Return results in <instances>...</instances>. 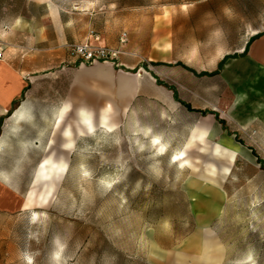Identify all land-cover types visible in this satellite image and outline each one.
I'll return each instance as SVG.
<instances>
[{"label":"rangeland","instance_id":"1","mask_svg":"<svg viewBox=\"0 0 264 264\" xmlns=\"http://www.w3.org/2000/svg\"><path fill=\"white\" fill-rule=\"evenodd\" d=\"M25 1L0 0V19L10 20L24 9L36 15L47 7L31 3L26 8ZM38 1L48 4L51 15L62 13L73 43L87 33L117 48L120 35L128 34L125 50L130 55L87 66L136 73L127 62L131 57L170 95L177 91L191 105L194 101L201 110L218 114L226 125L154 104L148 110L146 104L138 127L133 120L122 130H73V148L66 150V125L55 130L56 118L30 114L17 120L18 112L1 118L0 191L6 194L5 186L12 192L0 199V264H264V124L243 127L232 111L238 90L250 86H231L225 71L216 77L186 71L190 84L185 87L146 57L153 50L189 55L196 50L188 46L190 30L175 35L172 48L160 46V40L154 43L161 16H172L182 24L216 27L196 36L204 37L202 42L215 38L218 52L247 42L246 58L260 59L264 0ZM160 72L168 79L161 80ZM262 83L252 87L258 94H245L247 102L264 103ZM28 94L35 102L61 104L64 77L58 73ZM199 119L200 130H186ZM154 138L166 146L162 156L153 155ZM222 141L240 152L217 150ZM50 144L54 155L68 161L69 170L55 181L51 195L27 205ZM182 152L185 166L173 161Z\"/></svg>","mask_w":264,"mask_h":264},{"label":"crops","instance_id":"2","mask_svg":"<svg viewBox=\"0 0 264 264\" xmlns=\"http://www.w3.org/2000/svg\"><path fill=\"white\" fill-rule=\"evenodd\" d=\"M31 3L48 7L46 2L38 0H26L23 5L28 8ZM47 7L39 9L36 15L24 9L10 20L0 19V41L4 43L0 60V119L18 112L24 117L39 114V117L57 120L63 112L66 130H88L83 121L84 117L91 118L95 130H122L128 128L133 120L139 126L141 113H145L147 109L146 104L148 110L154 104L163 111L184 113L185 110L188 114L216 119V113L201 110L194 101L191 105L190 101L181 99L177 91L170 95L165 84L153 78L150 72L145 71L141 62L131 57L127 62L131 64V71L136 73H127L104 64L80 65L68 47L87 41V33L73 43L66 32L62 13L51 15ZM173 19L172 16H161L157 31L159 36H156L154 43L160 40V46L167 44L172 48L174 36L190 30L192 42L188 46H196V50L191 55L172 49H163L160 52L153 50L146 53L149 61L172 72L185 87L190 84V80L184 77L186 71L208 77H216L221 71H225L230 77L231 86H250L249 91L255 95L259 93L252 87L257 88L263 84L264 55L254 60L252 57L246 58L247 42L234 51L218 52L215 38L202 42L204 37L201 39L196 36L200 31H215L216 27L213 26L212 29L211 26L204 25L201 28L196 22L186 25L178 20L179 17ZM6 26L9 28L7 31L4 29ZM165 38L170 41H163ZM204 47L209 49H202ZM260 50H263L262 46L258 52ZM221 63L223 65L219 70ZM58 73L64 77V98L61 104L54 101L52 104H49L50 101L41 104L30 99V88L36 90L54 79ZM160 75L161 80L168 79L163 72ZM249 91L239 89V95L232 106L233 120L243 127L256 121L264 124V103L247 102L245 94L249 97ZM43 103L48 104L46 106ZM244 110L252 111L245 115L239 113ZM200 129V119L196 125L186 128Z\"/></svg>","mask_w":264,"mask_h":264},{"label":"bare ground","instance_id":"3","mask_svg":"<svg viewBox=\"0 0 264 264\" xmlns=\"http://www.w3.org/2000/svg\"><path fill=\"white\" fill-rule=\"evenodd\" d=\"M20 118H21V115H19V118H16V119L18 120ZM83 121L85 122L88 130H78V133L80 134H83L86 132L92 133L95 131V127L90 117H84ZM63 123H64V115L62 112L56 120L55 127L58 129L61 125H63ZM108 131H111V130H108ZM73 136H74L73 130H69V129L64 130V137H65L66 142L63 144V147L66 150H71L73 148ZM192 137H193L192 139H194L195 135H193ZM216 146H217V150L219 149L223 151L231 150L233 154L240 152L239 149L232 148L230 146L225 145L223 141L216 143ZM151 147L155 148V151L153 153V155L155 156H162L166 152V146L161 144L158 138H154L153 140H151ZM47 149H48L47 157L41 161V163L39 164L36 170V173L33 179V183L35 186L32 187L29 192L27 205L33 204L36 198L39 196H42L43 194L51 195L53 191V184L55 183V181H57L58 178L65 176L69 170L68 161L61 155H54L52 153L51 144L48 146ZM184 156H185L184 152L176 153L173 156V161L178 162L180 166H185L187 164V161L183 159ZM4 188L8 192H5L6 194H4L3 190L0 191L1 200L3 198L5 200V197L9 195V193L12 192L9 188L5 186Z\"/></svg>","mask_w":264,"mask_h":264},{"label":"built area","instance_id":"4","mask_svg":"<svg viewBox=\"0 0 264 264\" xmlns=\"http://www.w3.org/2000/svg\"><path fill=\"white\" fill-rule=\"evenodd\" d=\"M4 29L7 31L9 28L6 26ZM127 42L128 34L124 32L119 37V46L117 48H109L102 44L98 35L92 34L87 41L72 44L68 48L80 65H91L100 62L118 61L121 57L130 55L125 50ZM3 47L4 43L0 41V60H2L3 56Z\"/></svg>","mask_w":264,"mask_h":264},{"label":"trees","instance_id":"5","mask_svg":"<svg viewBox=\"0 0 264 264\" xmlns=\"http://www.w3.org/2000/svg\"><path fill=\"white\" fill-rule=\"evenodd\" d=\"M222 65H223V63H221V64L219 65V70L221 69ZM219 70L217 71V74H219ZM216 119H218L219 123L222 124L223 127H225V125H226L225 121H223V120H219V115H218V114H216Z\"/></svg>","mask_w":264,"mask_h":264},{"label":"snow or ice","instance_id":"6","mask_svg":"<svg viewBox=\"0 0 264 264\" xmlns=\"http://www.w3.org/2000/svg\"><path fill=\"white\" fill-rule=\"evenodd\" d=\"M157 143H158V141H157ZM85 175H87V173H85Z\"/></svg>","mask_w":264,"mask_h":264}]
</instances>
